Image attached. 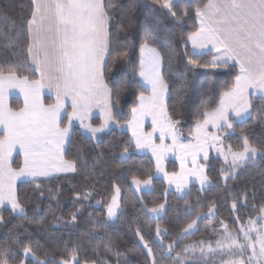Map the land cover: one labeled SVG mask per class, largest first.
I'll use <instances>...</instances> for the list:
<instances>
[{
	"label": "snow or ice",
	"instance_id": "obj_1",
	"mask_svg": "<svg viewBox=\"0 0 264 264\" xmlns=\"http://www.w3.org/2000/svg\"><path fill=\"white\" fill-rule=\"evenodd\" d=\"M154 2L178 21L191 16L197 22L185 44L191 43L194 56L203 55V50L209 46V52L214 50L218 55L204 63L190 58L188 63L201 68L238 67L232 87L222 92L216 107L199 112L191 139H186L179 127L181 120L168 110L166 97L170 93L161 70L163 57L152 46L150 33L145 30L142 36L138 69L130 59L132 43L127 40L121 43V35L127 37L133 28L136 5L132 0H31V11L22 20L29 37L27 53L31 64L35 65L32 71L39 76L31 79L21 75L15 66L7 72L0 70V207L9 204L13 212L26 215L17 195V180L32 178L35 182L39 177L77 172L76 162L65 159V145L71 140L74 121H79L80 126L97 141L99 134L113 125L128 127L132 135L121 157L128 154L130 145L150 151L155 158L156 172L163 173L168 183H174L176 190L182 192L189 176H195L202 186L208 182L204 165L198 163V157L203 153V159L207 161L208 149L212 147L224 154L223 141L218 133L221 129H232L234 119L243 121L251 115L252 95L258 93L261 105L255 110L264 113V0ZM4 19L7 21L10 17L5 14ZM11 23L15 26V21ZM117 64L127 65L141 78L142 86L149 93L141 92L136 97L138 103L132 107L131 119L126 125L116 119L114 109L129 90V81L121 79L119 73L109 79ZM45 88L54 92V103L46 105L43 102L41 97ZM14 89H19L24 97V105L19 110H13L6 102L8 93ZM250 89L255 93H250ZM94 108L99 109L102 116L98 126L86 122ZM148 118L151 131L144 127ZM65 120L67 124L63 123ZM210 127L215 128L216 133L210 132ZM169 140L171 143L166 142ZM17 151L22 154L23 161L19 167H13V153ZM170 152L180 162L179 173L165 170L164 162ZM226 152L232 157L229 175L233 178L235 169L243 162L250 161L258 152L264 155V149L253 146L247 135L243 136L242 150L234 151L229 145ZM189 158L191 168L187 167ZM132 183L137 190H142L141 186L148 188L152 185V175L146 179L133 177ZM113 188L115 194L107 204L109 218L115 217L121 207L118 202L121 189L117 185ZM91 195V191L84 193L83 197L77 193L75 199L87 200ZM144 207L148 213L158 216L165 204ZM215 207V204L210 205L206 215L213 214ZM232 208H236L235 201ZM260 212L264 213V207ZM200 219L198 215L191 220L181 229L180 235L194 231ZM75 220L76 214L73 213L72 221ZM0 223H3L2 216ZM221 224L225 230V242L217 240L216 248L209 242L206 249L204 241L198 242L202 255L215 254L219 250L221 264H264V225L257 227V221L249 218L247 227L241 225L233 235L223 221ZM156 234L158 237L164 234L159 226ZM137 235L144 240L139 232ZM160 244L163 245V240ZM174 244L176 241L167 245L168 252L174 250ZM144 247L152 256L147 242ZM106 250L112 251L110 248ZM195 250V245L183 249L184 252ZM115 254L120 255L119 252ZM29 256L36 264H57L55 260L41 259L28 244H22L16 252L8 244L0 246V264H30ZM225 256L228 258L224 259ZM59 264H107V261L82 260L79 249L73 247L66 250ZM152 264H157L155 258Z\"/></svg>",
	"mask_w": 264,
	"mask_h": 264
},
{
	"label": "trees",
	"instance_id": "obj_2",
	"mask_svg": "<svg viewBox=\"0 0 264 264\" xmlns=\"http://www.w3.org/2000/svg\"><path fill=\"white\" fill-rule=\"evenodd\" d=\"M132 2L136 5L133 28L127 37L121 35V43L125 40L132 43L130 59L138 69L139 45L144 31L150 33L152 46L163 57L161 70L170 93L166 97L168 110L181 120L179 127L187 137L193 131L199 112L216 107L222 92L232 87L238 68H201L188 63L190 58L204 63L213 56L211 52L194 56L188 43L185 44L197 22L191 16L185 21L176 20L154 0ZM200 2L193 0V3ZM30 11L31 0H0V70L7 72L15 66L21 75L37 79L38 74L32 71L34 68L27 53L29 37L22 20ZM5 14L10 20L4 19ZM11 21H15V26ZM117 73L130 85L120 105L114 109L116 119L124 124L131 118L132 107L138 103L136 97L147 91L138 75L133 74L127 65L117 64L109 79ZM43 100L45 104L54 103L51 96L46 95ZM252 101L251 115L241 122H234L231 133L226 137L227 145H231L233 150H242L244 135L253 146L264 149V113L255 110L261 105L259 97ZM22 104L18 97L9 98V106L13 110L20 109ZM63 123L66 124V120ZM130 138L128 131L112 127L99 134L97 141L80 126L73 125L71 140L65 148V159L76 162L77 172L40 178L35 182H17V195L26 215L14 214L8 207L0 208V216L3 217L0 246L8 244L16 252L22 244H28L41 259L55 260L57 264L65 257L66 250L73 247L79 249L82 260L115 264H152L153 258L157 264H221V254L204 258L183 249L188 245H199L200 241L213 242L221 221L227 225L228 231L236 234L247 218L264 207V155L260 154L236 168L233 178L229 175L231 164L210 154L205 170L209 183L204 188L191 183L182 194H178L168 188L162 177L155 175V164L150 155L139 154L135 152L134 145H130L128 155L121 157ZM13 160V167H19L20 155L16 154ZM177 168L175 160L167 161L168 172H175ZM149 174L152 175V189L137 195L130 186V180L133 177L146 179ZM113 185L121 189V207L116 219L109 221L105 217V207L111 198ZM89 191L92 195L87 200L75 199L77 193L83 197ZM234 201L235 209L232 208ZM163 202L165 209L160 216L151 218L147 215L144 205L153 207ZM212 204L216 206L213 214L206 215ZM73 213L76 214L75 221H72ZM198 215L201 219L197 221L196 229L181 236V229ZM157 226L164 233L160 236L163 245L156 237ZM138 232L144 237L143 241ZM173 241H176L174 250L168 252L167 245ZM145 242L152 249V256L144 247ZM108 248L112 251H107ZM116 252L120 255L117 256ZM27 259L30 264H36L35 260Z\"/></svg>",
	"mask_w": 264,
	"mask_h": 264
},
{
	"label": "rangeland",
	"instance_id": "obj_3",
	"mask_svg": "<svg viewBox=\"0 0 264 264\" xmlns=\"http://www.w3.org/2000/svg\"><path fill=\"white\" fill-rule=\"evenodd\" d=\"M9 96H10V92L8 93V95H7V98H6V102H7V104H8V99H9ZM86 122H89V121H86ZM81 127V126H80ZM81 129L85 132V130L81 127ZM147 131H151L149 128H148V130ZM214 133H216V132H214ZM231 133V130L228 132V131H225V130H221L218 134L221 136V139H222V141H223V145H222V148L224 149V154H221V152H217V150H216V148L215 147H212V148H210V149H208V152H211V154H213L214 156H217V157H219V158H221L225 163H228V164H231V160H232V157H231V155L230 154H227V152H226V150H227V143H226V137L229 135ZM186 139H191V135H189V136H187L186 137ZM157 143H159V141L157 140L156 141ZM167 143H171V141L169 140V141H166ZM135 147V146H134ZM234 151H239V150H234ZM135 152H137V153H139V154H148V155H150L152 158H153V160H154V164H155V158L152 156V153L150 152V151H148V150H139V149H136L135 148ZM128 155V154H127ZM126 155V156H127ZM225 155H227V160L225 159ZM260 155V153L258 152L257 153V155H256V157H254V158H252V159H256L258 156ZM126 156H124V157H122V158H125ZM175 155H173L171 152L167 155V157H166V159H165V162H164V167H165V170L167 171V169H166V163H167V161L168 160H174V157ZM245 162H247V161H245ZM245 162H243V163H245ZM21 165V164H20ZM193 167V166H192ZM169 173H172V172H169ZM60 174H65V173H60ZM156 174H158V175H161V176H163L164 177V175H163V173H157L156 172V169H155V175ZM205 174V173H204ZM57 175V174H56ZM54 176V175H53ZM40 178H45V177H39V179ZM48 178V177H47ZM224 178H225V175H224ZM138 179H140V178H138ZM22 180H32V178H22V179H20L19 181H22ZM132 180L133 179H131L130 180V186H131V188L134 190V192L137 194V195H139L140 196V193L141 192H144V191H149V190H151L152 189V185L150 186V187H148V188H144L143 186H141V188H142V190H137V187H136V185L135 184H133L132 183ZM167 180V179H166ZM167 182H168V180H167ZM190 182H193L194 184H196L199 188H204L209 182H207V183H205L203 186L200 184V182H199V180L198 179H196V177L193 179V180H190L189 178H188V183H190ZM169 184V183H168ZM168 188L169 189H173V190H175L178 194H182L187 188H188V184H187V187L181 192V191H177L176 190V185L173 183V184H169L168 185ZM115 193H114V188H113V192H112V195H114ZM120 194H121V191H120ZM112 195H111V197H112ZM119 199H120V195H119V197H118V202H119ZM111 202V198H110V200H109V202L108 203H110ZM164 203V202H163ZM165 204V203H164ZM3 207H8V208H10L11 209V206L9 205V204H5ZM1 208V207H0ZM147 208H151V207H147ZM12 210V209H11ZM119 210H120V208L117 210V214H118V212H119ZM145 210H146V213H147V215L149 216V217H151V218H156V217H158V216H160L163 212H164V210L163 211H161L160 212V214L157 216V215H155V214H152V213H148L147 212V209L145 208ZM214 212V211H213ZM14 214H18V215H20V213L19 212H13ZM208 213V212H207ZM206 213V214H207ZM117 214H116V216L115 217H112V218H109L108 217V214H107V206L105 207V217H106V219L107 220H109V221H114L115 219H116V217H117ZM249 218H251V219H253V220H256L257 221V227H259V226H261V225H264V213H261L260 211L257 213V214H255L254 216H252V217H249ZM249 218H247V220L244 222V223H242V225L246 228L247 227V222H248V220H249ZM241 227V226H240ZM161 229V228H160ZM161 231H162V229H161ZM217 231H219L218 232V234H217V237H216V239L215 240H213V242H211V241H209V240H206V241H204L205 242V249H206V245L210 242L211 243V245H212V247L213 248H216L217 246H216V241L217 240H221L222 242H225L224 240H223V237H224V234H225V230H224V227L221 225L220 227H218V230ZM193 232V231H192ZM191 232V233H192ZM231 232V231H230ZM190 234V233H189ZM233 235H235L234 233H232ZM185 235H187V234H185ZM184 236V235H183ZM157 237V240H159L160 241V236L158 237V236H156ZM201 247V245L199 244V245H195V248H196V250L195 251H189V253L190 254H192V255H195V254H198L199 256H202V257H204V258H207V257H209L210 255H214L213 253H208V254H206V255H202L201 254V252L199 251V248ZM215 254H220V252H219V250H217V252L215 253ZM247 255V254H246ZM246 255H245V258H246ZM28 258H31L32 259V257L31 256H29ZM107 264H115V263H107Z\"/></svg>",
	"mask_w": 264,
	"mask_h": 264
},
{
	"label": "crops",
	"instance_id": "obj_4",
	"mask_svg": "<svg viewBox=\"0 0 264 264\" xmlns=\"http://www.w3.org/2000/svg\"><path fill=\"white\" fill-rule=\"evenodd\" d=\"M188 43V45H189V48H190V51L193 53V48H192V45H191V43L190 42H187ZM154 47V46H153ZM211 46H209V48H210ZM209 48H206V49H204L203 50V53H205V52H209ZM211 53H213V56L214 55H218L214 50H212L211 51ZM32 66H33V68H35V65H33V64H31ZM238 68V67H237ZM238 71H239V69H238ZM38 74V73H37ZM38 76H39V74H38ZM138 78H139V80H140V82H141V84L143 85V81L141 80V78L138 76ZM250 91V93H255V90H252V89H250L249 90ZM147 94H149L148 92H146L145 93V95H147ZM51 96V97H53V99L55 100V94H54V92L53 91H50L49 89H47V88H45L44 90H43V92H42V100H43V98H44V96ZM10 97H18V98H20L21 100H22V107H23V105H24V97H23V94L19 91V89H14V90H11L10 91V96H9V98ZM256 97H259V95H258V93L257 94H254V95H252V100L254 99V98H256ZM43 102H44V100H43ZM8 105H9V99H8ZM47 105V104H46ZM21 107V108H22ZM19 110V109H18ZM248 117V116H247ZM246 117V118H247ZM94 118H97V120L95 121V120H93ZM245 118V119H246ZM131 119V118H130ZM101 120H102V116H101V113H100V111H99V109H96V108H94L93 110H92V112H91V114H90V117H89V122L90 123H92L93 124V126H98L100 123H101ZM234 122H241V120H238V119H234L233 120V123ZM127 123V122H126ZM126 123H124L125 125H126ZM66 124H67V121H66ZM73 125H78V126H80V124H79V121H74L73 122ZM112 127H118V126H116V125H113V126H111L110 128H112ZM144 127H145V130L147 131L148 130V128L151 130V120H150V118H148L147 120H145V124H144ZM195 127V126H194ZM109 128V129H110ZM118 128H122V129H124V130H126V131H128L129 133H130V135H132V133H131V130L128 128V127H118ZM108 130V129H107ZM107 130H105V131H107ZM193 130H194V128H193ZM221 130H225V131H230L231 129H221ZM220 130V131H221ZM209 131L210 132H216L217 130L215 129V128H209ZM85 133H87L86 131H85ZM87 134H89L90 135V133H87ZM101 134V133H100ZM91 136V135H90ZM186 138V137H185ZM66 146H67V144L65 145V148H66ZM16 154H19V152L17 151L16 153H13V157L16 155ZM211 154V152H208V157H209V155ZM20 155V157H21V164H22V161H23V156H22V154H19ZM175 158H174V160L177 162V165H178V168H177V170L175 171V172H177V173H179L180 172V162H179V160H177V158H176V156H174ZM198 163L199 164H202V165H204V173H205V170H206V161L203 159V153H201V155H200V157H198ZM187 167L188 168H191L192 167V164H191V160H190V158H189V162H188V164H187ZM156 175H158V174H156ZM158 176H160V177H162L164 180H165V182L167 183V185H169L168 184V182H167V180H166V178L165 177H163V176H161V175H158ZM190 180H193L194 178H195V176H189L188 177ZM36 179H39V178H36ZM17 182H19V180H17ZM17 182H16V184H17ZM191 183H193V182H190V183H188V186L191 184Z\"/></svg>",
	"mask_w": 264,
	"mask_h": 264
}]
</instances>
